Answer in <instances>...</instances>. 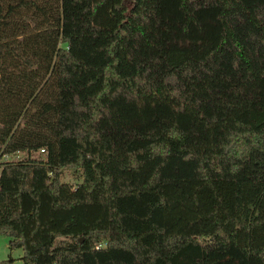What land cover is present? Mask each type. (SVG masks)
<instances>
[{
	"label": "trees",
	"instance_id": "16d2710c",
	"mask_svg": "<svg viewBox=\"0 0 264 264\" xmlns=\"http://www.w3.org/2000/svg\"><path fill=\"white\" fill-rule=\"evenodd\" d=\"M16 151L21 264H264V0H0Z\"/></svg>",
	"mask_w": 264,
	"mask_h": 264
},
{
	"label": "rangeland",
	"instance_id": "374dc122",
	"mask_svg": "<svg viewBox=\"0 0 264 264\" xmlns=\"http://www.w3.org/2000/svg\"><path fill=\"white\" fill-rule=\"evenodd\" d=\"M20 156H24L25 152H18ZM60 177L63 181L70 182L72 184H77L81 180L80 169L76 167H66L60 170ZM12 238L10 229L2 228L0 229V260L5 259L8 255H11L15 261L14 264H21V259L19 258L22 254V249L20 247L11 248L9 241ZM105 244V241L101 242Z\"/></svg>",
	"mask_w": 264,
	"mask_h": 264
},
{
	"label": "built area",
	"instance_id": "2783aa9c",
	"mask_svg": "<svg viewBox=\"0 0 264 264\" xmlns=\"http://www.w3.org/2000/svg\"><path fill=\"white\" fill-rule=\"evenodd\" d=\"M41 151H43V149H41ZM18 152L19 151H16V152L11 153V154H7V153L1 154L0 155V168H1V165L3 164V162H5V161L15 160V159L21 158V156Z\"/></svg>",
	"mask_w": 264,
	"mask_h": 264
}]
</instances>
